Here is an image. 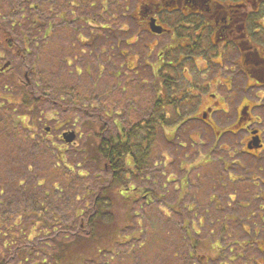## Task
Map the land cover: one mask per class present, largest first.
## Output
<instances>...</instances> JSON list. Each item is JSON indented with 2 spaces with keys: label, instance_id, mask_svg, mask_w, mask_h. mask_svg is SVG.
<instances>
[{
  "label": "rangeland",
  "instance_id": "rangeland-1",
  "mask_svg": "<svg viewBox=\"0 0 264 264\" xmlns=\"http://www.w3.org/2000/svg\"><path fill=\"white\" fill-rule=\"evenodd\" d=\"M12 1L19 4L18 10H11ZM29 3L33 8L24 0H0V18L12 21L8 39L22 49V37L30 43L29 53L23 49L21 57L0 44V66L11 63L0 73V259L41 264L52 251L44 245L52 244L51 236L59 238L64 225L69 231L86 225L95 195L112 178L101 158H87L82 152L92 127L103 123L116 133L157 118L148 144L133 140L145 147H136L135 156H147L146 161L138 169L126 167L120 187L125 198L112 202L111 213L124 235L114 232L117 243L111 246L104 241L106 249L95 252L102 261L96 263L202 264L206 256L209 264H264V168L235 173L230 165L242 136H235L237 127L228 128L239 97L217 89L219 72L193 65L192 58L178 70L181 75L185 70L189 79L187 86L181 82L176 95L159 85L155 73H168L172 62L159 67L155 52L145 56L138 45L125 43L120 30L124 0H108L106 8L100 0ZM134 3L127 0V9ZM35 14L39 24L30 32L26 24ZM46 24L53 30L45 37ZM22 88L35 98L42 96L40 113L3 99L16 97ZM172 92L174 97H168ZM210 92L217 94L218 103L222 97L231 104V110L204 109L214 99ZM69 132L74 133L71 142L63 137ZM125 160L132 164V158ZM5 226L12 235L5 233ZM133 232L136 240L119 241ZM2 238H7L5 246ZM23 244L27 251L17 257L15 247ZM92 258L90 251L84 264H95ZM44 264L54 263L47 258Z\"/></svg>",
  "mask_w": 264,
  "mask_h": 264
},
{
  "label": "flooded vegetation",
  "instance_id": "flooded-vegetation-1",
  "mask_svg": "<svg viewBox=\"0 0 264 264\" xmlns=\"http://www.w3.org/2000/svg\"><path fill=\"white\" fill-rule=\"evenodd\" d=\"M107 1L100 0V4L104 3L101 7L106 8ZM124 2L120 30L125 33V43L138 45L145 56L155 52L154 64L159 67H164L171 61L172 65L169 66L172 69L178 68L170 69L166 74L163 72L162 75L156 71L155 73L160 75L159 78L156 76L160 86L167 87L168 91H176V95L179 94L181 82L183 86H187L189 78L184 76L185 70L182 72L183 78L178 70L181 66H185V63L192 61V58L193 65L200 64L201 68L210 67L215 72H219L218 77L222 81H216L217 89L225 94L239 97L232 106L236 115L228 128L237 127L235 136L239 133L242 136L239 139L240 147L235 150L230 165L234 166L235 173H240L239 170L254 173L255 170L252 169L256 168L262 172L260 169L264 168L262 167L264 165V115H262L264 113V0H135L130 10L127 9V0ZM67 28L70 27L65 26L66 30ZM52 30L51 25L46 24L42 34L46 37V34H52ZM134 34L136 37L131 38ZM128 39L131 40L127 41ZM8 40L11 43L10 47L0 41L6 51L13 52L14 55L18 54V57H21L20 52L23 49L29 53L30 45L25 37H22V46H25L23 49L16 46L13 38ZM12 46L16 47L12 48ZM1 53L6 55L4 50ZM194 53H198L199 56L196 57ZM121 54L127 59L125 53ZM10 65L9 61H5L0 66V73L8 70ZM150 67L152 68L153 65ZM154 75L152 72V76ZM180 77L183 80H180ZM173 92L172 95L167 96L174 97ZM209 96L214 99L207 102L204 109L211 110L214 106H218L217 110L222 112L224 110L221 108L226 109L227 112L231 110V104L224 102L222 97L219 101L222 102L218 103L216 93L214 95L210 92ZM243 103L246 105H242ZM256 108L258 112H255ZM239 154L244 155V161L238 158ZM230 165L227 164V169ZM256 184L253 182L252 186H258ZM205 257L202 264H209V258Z\"/></svg>",
  "mask_w": 264,
  "mask_h": 264
},
{
  "label": "trees",
  "instance_id": "trees-1",
  "mask_svg": "<svg viewBox=\"0 0 264 264\" xmlns=\"http://www.w3.org/2000/svg\"><path fill=\"white\" fill-rule=\"evenodd\" d=\"M27 4H29V8H33V5L30 4V0H24ZM11 10H18V5L19 4H14L12 1L11 4ZM37 6L35 7V9ZM20 10H23V7H19ZM20 16L22 17V13H19ZM11 19H7L6 16H2L0 18V41L2 43L6 42L7 46L10 47L11 43L8 40V33L6 32L9 25L11 26ZM87 24H89V20L87 19ZM39 24V19L38 15L35 14L32 16L30 19L28 25V29L30 32L35 30L34 25ZM21 25V24H20ZM18 26V25H17ZM28 42V40H27ZM30 45V43L28 42ZM16 47V46H15ZM12 46V48H15ZM25 47V46H24ZM14 50V49H13ZM26 52V51H25ZM3 88L5 86L3 85ZM6 101H14V103L20 102L22 106H25V109H29L32 112H39L40 113V104L42 101V96H39L37 98L34 97V95L30 92L27 91L25 88L21 89V93L17 95L14 98H11L9 95H4ZM157 103L160 101H156ZM156 103V104H157ZM155 106V103L153 105ZM163 108V107H162ZM161 108V109H162ZM159 109L156 107L153 109V111L157 112ZM161 112V111H160ZM164 117V116H160ZM159 117V118H160ZM158 119H152V118H147L141 120V123H136V128H129L128 130H123V128L117 129L116 133H113V131H110L105 128V125L103 123L99 126L92 127L93 129L95 128L92 133L88 134V138L90 137V143H85L81 146L82 152L87 155V158H90V155L93 156L94 159H100L104 162L103 166L105 165V168H108L109 170L112 171V178L109 180L107 184H103L101 188H99L97 194L95 195L93 199V204H92V212L89 213L87 216L86 225L82 227L76 228L77 230L75 231H69L70 227L68 225H64L62 230L58 231V237L56 238V235H53L50 237V241L52 244H44L47 247H50L52 251L49 253L47 251L48 256L44 257L41 259L40 263L44 264L47 258H51L52 262L54 264H84L86 261H88V257L90 256V251L93 255V262L95 264L97 260L101 262L102 260L99 259L96 256L95 252H99L105 248V243L104 241L110 242V246L113 243H117L116 237L114 238V232L116 233V236L122 237L119 233L118 230H120V227L117 225V220H114L113 218V211L111 210L112 202L116 201V198L124 197V193L121 192V184L123 181L126 180L125 178V173L128 172L126 167L128 165L130 166H135L137 169L139 168L140 165H143L145 163V158L147 156H135L136 154V147H140L142 149V145L139 144L141 140L145 141L147 144L151 141L152 135L154 132L153 128L154 125L158 122ZM142 121H144L142 123ZM153 122V123H152ZM156 122V123H155ZM151 123V124H150ZM89 125V124H88ZM85 127L86 124H83ZM90 128V126H89ZM91 128V129H92ZM97 129V130H96ZM152 130V131H151ZM109 132L107 137L103 135V132ZM141 133V136L139 134ZM90 135V136H89ZM139 140V143L134 142L133 140ZM146 144V145H147ZM145 149V147H143ZM143 149L141 151H143ZM127 157L132 158V164L127 163L125 160ZM93 159V160H94ZM96 163V162H95ZM98 163V161H97ZM96 163V164H97ZM99 164V163H98ZM131 175H133V172H129ZM122 182V183H121ZM129 187V186H128ZM128 189V188H126ZM124 189V190H126ZM128 191H133L135 192L136 189H131ZM115 199V200H114ZM114 200V201H113ZM45 209L41 210V213H43ZM112 212V213H111ZM37 221H42L43 220L40 218L37 219ZM0 223H3L2 217L0 216ZM49 228L53 227L52 223L47 222L46 223ZM73 225V224H72ZM71 225V226H72ZM4 226V225H3ZM9 228L8 226H5V233H9ZM31 231V229H30ZM21 232V231H20ZM12 235L11 233H9ZM8 236V235H7ZM106 238V240H104ZM132 239L136 240V234L130 233L125 236L124 239L121 238V242L125 241H131ZM3 243L5 246V241L7 238H2ZM22 240V239H21ZM102 247L101 244H103ZM31 247L29 248L32 250V252L35 250L33 249L35 246L31 244ZM112 245V246H113ZM109 247V246H108ZM111 249V248H110ZM109 249V250H110ZM27 250H25V246L20 245L15 247V254L18 256H21V254ZM38 251H41L42 253V247L41 249L39 248ZM114 254V252H113ZM98 258V259H97ZM8 258L4 259L2 257L0 259V264H9Z\"/></svg>",
  "mask_w": 264,
  "mask_h": 264
},
{
  "label": "water",
  "instance_id": "water-1",
  "mask_svg": "<svg viewBox=\"0 0 264 264\" xmlns=\"http://www.w3.org/2000/svg\"><path fill=\"white\" fill-rule=\"evenodd\" d=\"M63 137H64L65 141L71 142L74 138V133L73 132L63 133Z\"/></svg>",
  "mask_w": 264,
  "mask_h": 264
}]
</instances>
